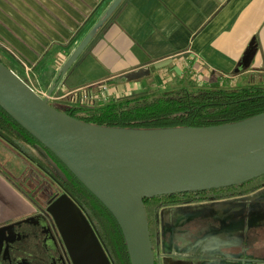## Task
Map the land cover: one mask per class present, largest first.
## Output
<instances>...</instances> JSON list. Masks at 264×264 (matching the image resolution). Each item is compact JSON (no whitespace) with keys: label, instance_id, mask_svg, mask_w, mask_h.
Segmentation results:
<instances>
[{"label":"crops","instance_id":"obj_1","mask_svg":"<svg viewBox=\"0 0 264 264\" xmlns=\"http://www.w3.org/2000/svg\"><path fill=\"white\" fill-rule=\"evenodd\" d=\"M113 1L0 0V59L41 95L104 83L124 96L191 85L197 74L205 86L264 85V0H123L61 72ZM16 154L0 139L3 166ZM3 178L0 171V224L33 211L15 203Z\"/></svg>","mask_w":264,"mask_h":264},{"label":"water","instance_id":"obj_2","mask_svg":"<svg viewBox=\"0 0 264 264\" xmlns=\"http://www.w3.org/2000/svg\"><path fill=\"white\" fill-rule=\"evenodd\" d=\"M122 1H113L61 72ZM253 53L251 47L243 67L249 66ZM0 108L112 214L130 264H155L144 200L225 189L264 176V113L210 127L106 128L57 110L1 61ZM46 212L72 264H111L89 221L67 194L49 201Z\"/></svg>","mask_w":264,"mask_h":264},{"label":"trees","instance_id":"obj_3","mask_svg":"<svg viewBox=\"0 0 264 264\" xmlns=\"http://www.w3.org/2000/svg\"><path fill=\"white\" fill-rule=\"evenodd\" d=\"M0 61L2 62L1 59ZM168 88L134 92L113 99L105 105L97 103L90 107L51 106L87 124L133 130L220 126L264 113V85L229 86L227 83L220 85L217 81L215 86L185 83L181 87ZM0 139L17 152V157L31 159V163L43 172H48V167L29 151V147L38 149L39 146L41 153L46 152L62 174V178L53 177L54 188L59 190L56 189V195L67 194L81 209L111 264H130L122 232L112 214L65 166L1 108ZM263 185L264 176L238 187L188 194H212L214 197L211 199L218 200L234 190H243L250 186L258 188ZM251 189L243 190L241 194ZM147 201L151 200H144L145 210ZM147 220L149 223L148 217Z\"/></svg>","mask_w":264,"mask_h":264},{"label":"flooded vegetation","instance_id":"obj_4","mask_svg":"<svg viewBox=\"0 0 264 264\" xmlns=\"http://www.w3.org/2000/svg\"><path fill=\"white\" fill-rule=\"evenodd\" d=\"M44 153L46 158L52 160ZM46 158L40 155L39 160L46 162L45 166L48 167ZM263 187H245L243 190L257 189L244 194H241L243 190H234L218 200L211 199L214 197L212 194L188 193L149 199L151 201L146 202V213L155 264H262L264 222L249 224L251 217L247 213L248 204L244 208L238 204L240 198L250 196ZM56 197L55 193L48 198L45 206L37 204L32 212L0 224V229L4 228L0 235V264H72L59 231L46 212L48 202ZM216 202L225 203L221 216L210 213L198 218L190 215L189 220L185 218L179 224L171 222L166 228L160 221L162 211L178 210L183 213L190 206L202 210L206 205ZM179 230L186 234V241L175 235ZM214 235H221V244L209 255L202 250V244L204 239ZM164 250L167 254H163Z\"/></svg>","mask_w":264,"mask_h":264},{"label":"rangeland","instance_id":"obj_5","mask_svg":"<svg viewBox=\"0 0 264 264\" xmlns=\"http://www.w3.org/2000/svg\"><path fill=\"white\" fill-rule=\"evenodd\" d=\"M3 61L4 63H6L5 60ZM190 75L192 76L193 73H191ZM157 90H161V88L159 87ZM50 104L56 106L58 105L60 107L65 105L63 104V101H50ZM37 147L38 149L36 150V152L42 151V149L39 146ZM40 154L46 158L45 154L42 153ZM16 158H17L16 161L10 160L8 165H6L7 167L6 168L2 164L3 158H1L0 155V162H2L0 163V171L1 173H3V175H5V178L3 179H6L11 183L12 186L11 189L15 193V199H16L15 203H17L18 201L19 203L23 204V206H25L28 211L34 210V207L37 204H43V206H45V202L48 200V198H50L51 195L56 193V189L58 190V188H54L55 185L53 184L54 183L53 177L59 176L62 178V174L59 168L56 166L54 169L48 166L49 171L43 172V170L38 168L36 165L32 164L27 159H24L23 157L21 158L16 157ZM44 164H46V162ZM263 201H264V187L250 196H246L239 199L238 205L240 208L246 207V204H248L249 206L248 207L249 212H247L248 215L251 217L249 224L256 225V224H260L261 222H264V203H260ZM224 205L225 203L216 202L215 204L206 205L205 208L202 210H198L190 206L187 210H185L186 212L183 213H179L178 210L171 212L162 211L160 213V221L162 222L163 226L166 228L171 224V222L175 224H179L185 218L186 220H189L191 218L190 215L193 217L195 216L201 217L204 215H210V213H212L213 215L215 214L217 216H221V213L224 210ZM241 212L243 213V211ZM194 219L195 218H192L191 220ZM242 227L240 228L241 231H242ZM175 235L177 237L180 236V239H184L186 241V234H184V231L179 230V232L176 233ZM220 236L221 235H218V237H216V235H214L208 237L206 240L204 239L202 244L203 245L202 250L208 252L210 255L212 253V250H214L215 247L221 244ZM165 253L167 254L166 250L163 251V254ZM262 264H264V261H262Z\"/></svg>","mask_w":264,"mask_h":264},{"label":"built area","instance_id":"obj_6","mask_svg":"<svg viewBox=\"0 0 264 264\" xmlns=\"http://www.w3.org/2000/svg\"><path fill=\"white\" fill-rule=\"evenodd\" d=\"M23 69L26 75L28 76L32 70V66L29 64L23 63ZM221 76H222L221 77L222 79L223 78L229 79L228 76H225L223 74ZM164 79H168V78H166L165 76ZM195 82L199 85L203 84L202 83L203 80L201 79V76L199 74H197ZM164 83H167V80H164ZM127 95H130V94H126L124 96H127ZM40 96L48 99L49 102L50 101H63V104H65L63 106L65 107H70V106L90 107L97 103L105 105L113 99H118L122 97V96H118L115 90L109 88V86L104 83L86 86V87L71 90V91H63L62 95L59 94L56 89L54 92H52L51 95L43 94ZM46 159H47L48 166L55 169L56 165L53 164L54 162L48 157Z\"/></svg>","mask_w":264,"mask_h":264}]
</instances>
